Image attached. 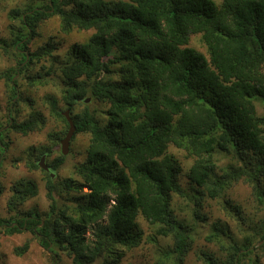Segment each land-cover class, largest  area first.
Instances as JSON below:
<instances>
[{
    "label": "trees",
    "instance_id": "1",
    "mask_svg": "<svg viewBox=\"0 0 264 264\" xmlns=\"http://www.w3.org/2000/svg\"><path fill=\"white\" fill-rule=\"evenodd\" d=\"M54 15L60 17L64 33L75 27L94 32L87 42L73 47L62 65L46 74H62L63 100L71 108L88 96L107 102L108 123L103 125L87 108L72 116L76 134H91L87 157L75 166L82 181L71 177L56 181L48 174V212L43 217L33 210L0 217V232L31 231L53 254V264H58V250L67 252L74 264H120L124 252L118 248L139 246L144 239L137 221L142 215L151 224H160L159 235L174 239L172 247L159 250L156 264H186L192 235L172 207V194H183V190L181 165L166 153L170 144L195 158L189 177L210 198L223 195L243 178L253 184L264 207L260 183L264 115H258L255 106L256 101H264V0L31 2L23 11H10L12 19L21 18V25H11L10 40L0 39L5 53L21 56L17 72L25 71L30 59L39 60L55 49L48 44L27 50L36 26ZM195 34L201 35L209 58L189 46ZM114 74L119 79L112 81L109 77ZM15 76L12 68L0 71V79L12 82L14 92ZM44 76H31L28 81L43 83ZM48 103L68 126L58 99L50 97ZM44 121L40 112L32 111L25 120L9 126L28 134L40 129ZM2 134L0 148L5 153L9 142ZM216 151L232 153L240 165L216 173ZM60 154L48 165L53 173L66 156ZM30 165L36 168L39 163L31 160ZM69 191L80 194L73 200L57 198ZM37 193L33 180L19 181L13 186L9 210L16 211ZM230 206L239 214V207ZM89 230L93 237L87 236ZM225 230L220 226L207 238H218ZM261 236L264 240V233ZM252 244L231 245L226 259L206 255L205 262L256 264L259 256H252L257 248ZM18 249L24 254L28 244Z\"/></svg>",
    "mask_w": 264,
    "mask_h": 264
},
{
    "label": "rangeland",
    "instance_id": "2",
    "mask_svg": "<svg viewBox=\"0 0 264 264\" xmlns=\"http://www.w3.org/2000/svg\"><path fill=\"white\" fill-rule=\"evenodd\" d=\"M48 0H0V39L10 40L12 37L11 25L20 27L21 18L12 19L10 11L19 8L25 9L31 2L45 3ZM220 3L221 0H215ZM23 15V12H21ZM94 29H79L75 27L71 32L61 31V20L54 15L36 26V34L27 45V50L33 52L40 47L51 44L55 49L50 55L38 59H30L28 67L23 72H17L20 66L21 56L15 53H5L0 47V71L12 68L16 81V91L13 83L5 78L0 79V132L2 137L9 142V147L3 153L0 148V217L9 218L23 215L30 210L37 211L42 217L50 209L51 201L47 196L48 174L52 171L44 170L40 165L32 168L31 160L40 163L45 155V164L48 166L56 157L61 156L60 140L66 135L68 126L57 118L51 111L48 99H58V107L61 111L71 110L72 116L89 109L96 118L104 125L108 123L107 110L109 104L92 97L89 101L78 102L72 108L63 100L64 79L58 71L55 74H46L51 67H59L72 54V49L77 44L87 42ZM189 46L204 53L209 58L205 43L200 34L191 35ZM44 76V82L29 83L28 77ZM112 81L119 76L109 77ZM258 115H264V101L255 102ZM32 111L40 112L45 121L40 129L22 134L10 128V122H20L28 118ZM91 134L80 132L74 135L70 143V151L64 157L63 164L54 172L56 181L73 178L81 182L82 178L77 174L75 166L81 164L87 157V149L90 145ZM46 151V152H44ZM48 152V153H47ZM167 154L172 155L181 165L179 182L183 194L173 193L172 207L179 220L186 222L190 227L192 242L186 255V264H207L206 255H212L217 260L226 259L231 245H244L251 243L254 248L253 257L259 256L256 264H264V207L256 197L253 184L245 179H239L228 188L225 193L217 198H210L203 186L192 182L189 171L195 158L188 152L173 144H170ZM213 162L216 173H222L223 169L230 166L240 165V161L226 151L214 152ZM33 180L38 187L35 196H29L16 211H10L8 201L13 193V186L21 180ZM261 186H264V172L260 176ZM84 191H88L84 187ZM57 195L60 200L77 198L79 192H62ZM196 196V197H195ZM61 198V199H62ZM62 199V200H63ZM114 202V200H112ZM233 207H239V214ZM232 213H231V212ZM139 226L144 231V239L136 247H120L124 252L120 264H156L159 250L172 247L173 236H161L157 230L160 224H151L142 215L137 217ZM220 226H225V232L218 238L208 239ZM2 232V233H1ZM0 233V264H53V254L46 250L39 239L31 231L7 234L4 230ZM88 237H93L91 230ZM154 238V240H153ZM28 244V250L24 254L18 252V248ZM255 245V246H253ZM58 264H74L72 257L67 252L58 250Z\"/></svg>",
    "mask_w": 264,
    "mask_h": 264
},
{
    "label": "water",
    "instance_id": "3",
    "mask_svg": "<svg viewBox=\"0 0 264 264\" xmlns=\"http://www.w3.org/2000/svg\"><path fill=\"white\" fill-rule=\"evenodd\" d=\"M85 101H89V98H86ZM62 114L65 116L67 122H68V131L66 135L60 140V146H61V153L63 155H67L70 151V143L76 134V124L74 122V119L71 115V110L67 109L62 112ZM45 155H43L40 159L39 165L44 169V170H49V167L45 164ZM52 176L54 173H51Z\"/></svg>",
    "mask_w": 264,
    "mask_h": 264
},
{
    "label": "flooded vegetation",
    "instance_id": "4",
    "mask_svg": "<svg viewBox=\"0 0 264 264\" xmlns=\"http://www.w3.org/2000/svg\"><path fill=\"white\" fill-rule=\"evenodd\" d=\"M46 171H49V172H50L51 170L49 169V170H46ZM51 175H52V174H51ZM53 176H54V175H53Z\"/></svg>",
    "mask_w": 264,
    "mask_h": 264
}]
</instances>
